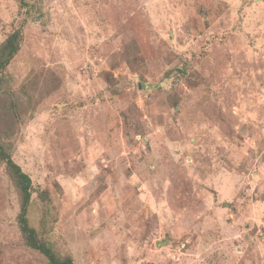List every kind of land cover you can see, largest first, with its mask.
<instances>
[{
    "label": "rangeland",
    "instance_id": "rangeland-1",
    "mask_svg": "<svg viewBox=\"0 0 264 264\" xmlns=\"http://www.w3.org/2000/svg\"><path fill=\"white\" fill-rule=\"evenodd\" d=\"M27 1L0 0V44L23 33L0 133L40 237L78 264H264V0ZM20 207L0 161V264H48Z\"/></svg>",
    "mask_w": 264,
    "mask_h": 264
},
{
    "label": "trees",
    "instance_id": "trees-1",
    "mask_svg": "<svg viewBox=\"0 0 264 264\" xmlns=\"http://www.w3.org/2000/svg\"><path fill=\"white\" fill-rule=\"evenodd\" d=\"M21 5L29 8L27 0H19ZM23 40L22 29H18L12 32L7 39L0 44V97L4 87V72L12 59L19 52L21 42ZM34 94L29 95L31 100ZM7 97L3 94V100L6 101ZM8 102V101H7ZM6 102V103H7ZM2 106L3 113L9 119H19L21 117L19 113V105L16 103L6 104ZM1 104V103H0ZM1 114V113H0ZM0 133V161L5 163L6 171L14 181L16 188L19 192L21 207L18 215V225L22 233L25 245L39 251L48 261V264H78L72 257H64L59 255L56 250L52 247L51 243L40 237L39 231L32 226L29 218V210L32 202L33 194V183L31 177L22 170L21 166L18 165L12 155L10 154L8 147L3 140ZM42 199L47 200L42 194Z\"/></svg>",
    "mask_w": 264,
    "mask_h": 264
}]
</instances>
